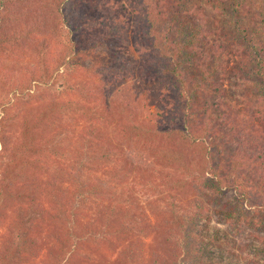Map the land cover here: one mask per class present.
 <instances>
[{
    "label": "rangeland",
    "instance_id": "374dc122",
    "mask_svg": "<svg viewBox=\"0 0 264 264\" xmlns=\"http://www.w3.org/2000/svg\"><path fill=\"white\" fill-rule=\"evenodd\" d=\"M42 1L21 4L25 15L13 23L3 21L8 14L0 5V264H264V137L257 138L251 126L264 128L258 122L264 105L257 108L264 89L243 62V53L253 51L225 57L212 80L203 83L198 73L214 40L227 47V55L234 50L231 10L240 5L242 24L256 31L264 26V0H180L179 12L159 8L155 0H122L129 12L124 33L108 28L102 45L81 56L92 68L128 69L126 84L142 77L159 82L157 92L170 90L163 91L171 96L165 103L178 108L182 102L173 98L181 83L171 72L177 70L186 99L198 97L213 115H204L217 131L206 137L204 154L187 142L162 138L167 127L157 114L182 121L183 113L173 104L164 112L157 105L144 110L122 79L106 83L103 75L79 70L69 81L78 83L74 91L58 95L59 82L32 81L27 92L22 86L43 68L42 50L52 55L60 48L52 32H66L54 13L58 0ZM198 12L206 17L204 30ZM107 17L90 14L86 44L99 42L103 27L114 28ZM38 19L44 23L41 34L23 26ZM258 39L264 43L263 28ZM88 85L97 94L86 92ZM226 110L231 117L224 120ZM228 119L235 123L227 125ZM30 139L34 149H24ZM104 145L107 157L100 153ZM20 148L18 162L35 160L42 170L25 169L8 186V161ZM42 149L50 160L32 155ZM203 162L209 163L204 172ZM75 168L79 181L73 184ZM80 182L89 186L83 197ZM14 231H23L28 249L6 259Z\"/></svg>",
    "mask_w": 264,
    "mask_h": 264
},
{
    "label": "trees",
    "instance_id": "16d2710c",
    "mask_svg": "<svg viewBox=\"0 0 264 264\" xmlns=\"http://www.w3.org/2000/svg\"><path fill=\"white\" fill-rule=\"evenodd\" d=\"M46 1H42L43 5H46ZM118 1V0H114ZM114 1L112 0H98L97 3H94V0H58L54 5L57 7V11L54 13L58 14V18L63 19V25L65 26L66 32L64 30H56V32H52V35L55 36L57 42L59 43L60 48L55 51L54 54H50L49 52H43L42 50V55H45L44 60H40V63L43 65V68L41 70L33 71V77L29 79V81L22 87L26 88V91L29 92L28 89L31 88L32 86V81L36 83V81H41L43 84H48L49 82L52 84L54 82H59V88H62L61 90L58 91V95L60 94H65L66 92L69 91H74L76 88L74 86H77L78 83L71 84L69 83L70 79L72 77H75L78 75L79 70H86V71H91V73H95L96 75L102 76L103 80L106 81V83H109L111 81V78L113 79L114 83L117 84V82H120L121 79L124 80L123 84H126V80L128 79L126 77V73L124 72L128 69H122V68H108V67H102V68H92L91 66L87 65L85 62H83L81 56H85L88 58L89 54H91L93 51L97 50L100 44L102 45L101 41H103L105 38H107V35L105 36V32H107V29L110 28L111 31H115L116 35L121 36L124 33V29L126 26L129 24L128 19H129V12L126 11L125 6L122 4V0H119V5H115ZM129 1V0H127ZM147 1V0H145ZM183 1H188V0H183ZM180 0H155V4L159 8H164L165 10H168V7L170 9L179 10L182 8V5H180ZM29 3V0H6L5 3L0 2L1 7L7 11L8 16L3 17V21H10V23L13 22H20L21 18L25 15V11L21 10L19 6L22 5H27ZM15 5L17 6L16 8L10 7V5ZM66 7L64 11H62V8ZM241 6L238 5L235 8L231 10V21L228 23L229 27L231 28V34L234 39L230 40V42L234 41L232 44V47L234 50H230L227 55V47L224 44H221V42L214 40L211 42L209 46V51L208 47L203 60V63H200L198 66V73H199V79L202 80V82H207L210 79L212 80V76L216 75L218 71H220L223 68V61L224 58L229 59V56L231 53L234 54V52L239 53L240 55L243 53V49H252L251 51L252 54L246 55L244 54V66L250 70V76L252 79L255 81H259V85L261 89H264V43L261 42L258 38L260 35V32L262 31V28L264 29V26L261 25L260 29L258 30H253L250 31L249 27L245 24H242L241 22V17L242 13L240 11ZM50 10V8H49ZM54 10V9H53ZM51 11V10H50ZM91 11V13H90ZM106 13L108 15L107 19L108 21H112L114 23V28H111L110 26H105L102 28V32L100 33L99 36V42H94L93 44H86L85 43V37L87 38L88 32L91 30V23L89 24V16L90 14H96L99 13ZM131 16V15H130ZM197 16L201 18L199 21V29L200 27L204 30L205 29V16L202 12H198ZM44 23H41V20L38 19V21H35L33 25L29 27L28 25H23L27 30L31 28H35L39 30L38 34L42 33V26ZM56 29V28H55ZM62 31V34L60 32ZM259 31V32H258ZM48 32V31H47ZM64 32V33H63ZM206 32H202L201 36H206ZM197 36H200V34H197ZM98 39V38H97ZM226 42V41H225ZM229 42V43H230ZM242 42V44L240 43ZM228 45V42H226ZM246 47H245V46ZM45 45L41 46V49L44 48ZM46 49V47L44 48ZM210 52L212 54V57L207 55L206 53ZM226 54V56H225ZM250 63L249 65H247ZM90 68H89V67ZM171 72L175 75V77L179 80L181 83V86H179L178 89V95L177 97L173 98L176 100V102H182L179 103L178 108L177 104L173 102H169L167 105L165 103L166 98H170L171 96L167 97L163 91L170 92L167 88H164V90H160L157 92V85L158 83L151 84V81L149 79H146V77H142L139 82L135 81L134 83L126 84L125 90H127V94L131 96V99H133L134 103H138L140 107H142L144 110H148V107L150 105H157L158 109H161L164 111H167L169 108H171V105L174 106V108L178 109V112L183 113L182 114V121L181 119L179 121L174 120L173 116L172 117H162V114H157L158 116L156 117L158 120H163L164 124L166 125L167 129L161 131L159 133L160 136L165 137L166 139H174L176 138L179 140V142H187L190 148H194L196 151H202L204 154L207 151V145L205 144V139L208 137L210 133L216 134L217 131H211V128L216 129L212 123V120L209 121L207 120V112L209 111L211 116L212 113L209 110L205 112L203 110L204 106H202L199 101L198 97L190 99V96L186 99L183 88L185 86L184 82H181V77L177 75V70L175 71L174 68L171 70ZM166 84L164 80H160V85L161 83ZM206 85V84H205ZM205 85L203 84V88H206ZM200 87V84L198 83L194 84V87ZM80 90L83 92L85 91L84 87L81 86L79 87ZM93 90V92L96 93L97 89H93L92 85L86 86V92ZM25 92L23 91L21 94L23 95ZM195 93V92H194ZM193 93V95H195ZM97 94V93H96ZM125 92V96L127 95ZM157 94L159 95L158 100H157ZM196 96V95H195ZM177 98V99H176ZM65 104V103H63ZM258 109H263L264 108V96H261L259 98V103H257ZM263 106V108H262ZM77 107V108H76ZM76 109L78 112L84 111L80 106L76 105ZM229 107V105L227 106ZM228 110H226V114L222 115V118L226 120L227 118H230L231 115L227 114ZM148 121H151V114L147 113L146 114ZM172 115V114H170ZM205 115V116H204ZM218 120H221L220 117H218ZM4 121V120H3ZM258 122L262 123L264 125V120L260 119ZM227 125H230L231 123H235L234 120H229L225 122ZM212 126V127H211ZM234 126V125H233ZM253 126V134L257 136V138L264 137V128L256 124L255 122L251 125ZM4 130V127L2 128ZM147 130H144V132ZM264 138H262L263 142ZM29 141V145H27ZM33 139L26 140V146L24 145V149H34L33 148ZM257 141L253 142L256 143ZM261 142V143H262ZM62 145L61 142L58 141V145ZM263 144V143H262ZM262 147L261 145H259ZM100 153L103 157L109 156L110 149L108 146H99ZM24 149L20 148V150L16 151L14 154L15 156L8 161L7 165V171H6V178H7V183H9L8 186H11V183H14L16 181L17 175H20L22 171L28 168H32L35 171H41L42 166H37V163L34 161L27 162L26 159L21 160L22 162L19 161V156L24 153ZM53 149V148H52ZM43 150V149H42ZM41 152L39 150H35L32 155H39L47 158V160H50L49 155L45 154L48 151L43 150ZM162 152V151H161ZM58 153V152H56ZM63 152L60 153V156L65 155ZM127 157H133L137 158L139 157L137 154L132 156V154H127ZM205 161V160H204ZM11 163V164H10ZM173 163H180V159H176L173 161ZM16 166H14V165ZM209 163L203 162V169L202 172L205 171V169H208ZM82 167H86L85 163L81 164ZM205 168V169H204ZM75 172L74 178L72 180L73 184L78 183V175L76 173L77 168L73 170ZM192 171V170H190ZM15 177L11 176L14 175ZM214 174V173H213ZM89 186L85 185L84 182H80V187H79V195L83 197V191L87 189ZM10 195L7 198H9ZM264 208V206L260 207ZM256 214V211H254ZM62 217L67 219V216L62 213ZM36 221H31L30 226L32 227L33 223ZM28 226L30 229L31 227ZM20 227V225H19ZM22 228V227H20ZM264 242V240H263ZM27 242L24 240L23 236V231H14L12 233V238L8 243V247L5 250V254L3 257L8 259L10 257V253L14 252H22V249L24 248L25 250L28 249L26 246ZM264 249V248H263ZM3 262L1 261V264Z\"/></svg>",
    "mask_w": 264,
    "mask_h": 264
}]
</instances>
